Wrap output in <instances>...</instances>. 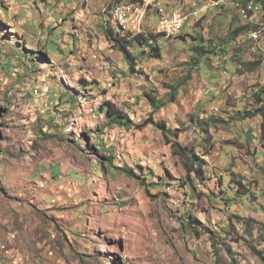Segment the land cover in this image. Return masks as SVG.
<instances>
[{"label":"rangeland","instance_id":"1","mask_svg":"<svg viewBox=\"0 0 264 264\" xmlns=\"http://www.w3.org/2000/svg\"><path fill=\"white\" fill-rule=\"evenodd\" d=\"M221 1L199 3L205 9L197 27L192 21L185 29L187 40L161 39L162 60L139 56L142 63L131 72L132 58L107 36V9L116 0H0V264H264L251 248L264 252V121L241 120L261 107L256 95L264 89V65L250 74L240 63L256 59L262 40L224 45L232 52L224 66L213 57V68L212 55L201 65L193 59V48L222 45L230 35L236 10L223 12L214 4ZM144 2L126 4L147 9L145 22L157 11L149 18L153 28L161 23L159 10L191 5ZM113 20L118 32L142 33L135 21L125 31ZM252 36H264V27ZM239 49L243 58L235 56ZM17 54L31 56L23 70ZM83 80L92 84L85 87ZM211 90L218 91L216 99H207ZM146 93L166 106L157 111ZM105 100L126 110L134 126H107L96 110ZM152 118L166 122L167 130L147 124ZM100 135L104 149L97 147ZM176 142L191 157L195 152L209 161L191 212L224 231L226 246L218 255L208 236L185 229L181 217L192 189L182 187L187 172ZM130 167L135 178L120 172ZM233 175L253 189L255 200L227 206L229 186L220 181ZM160 177L175 188L150 186Z\"/></svg>","mask_w":264,"mask_h":264},{"label":"trees","instance_id":"2","mask_svg":"<svg viewBox=\"0 0 264 264\" xmlns=\"http://www.w3.org/2000/svg\"><path fill=\"white\" fill-rule=\"evenodd\" d=\"M42 1L47 2V0H42ZM130 2L131 3H139L140 5L145 4L144 0H116L115 4L113 6L111 5L110 7H108V9H107L108 13L107 14L111 18V23L108 24L107 36H108L109 41L114 42L116 49H118L119 51H122V52L125 51L127 53L128 60H130V58H132V60L130 61L129 70L131 72H136L139 64L142 63V60L140 61L139 56H141V59H142V57H144L147 60H149V59L150 60L151 59L162 60V58H163L162 49L163 48L160 46V40L161 39H167V40L181 39V40L186 41L189 34L186 33L185 29L188 27L189 24H187L185 26V28L182 30V32L180 34L175 35V36L167 37L166 34H164V33L157 34L155 32V29L153 28L152 21L149 20L150 16L157 15V11H155V12H149L148 13L143 33L136 34V35H133L131 33L123 34L120 31L119 32L116 31V29L114 27L115 22L113 20V17L115 20H116V17L113 15V13L111 11L115 7L121 5L122 3H130ZM247 2H250V0H235V3L227 2L226 4L222 5L223 12L227 8V6L231 7L232 10H234V9L236 10V12H235L236 17L234 18L235 21L234 22L232 21V23L230 24V27H229L230 28V35H229V37H226L222 40L223 41L222 45H219L220 44L219 42L210 41L211 46L208 47L209 49H207L206 47L201 46V45L193 48V51L196 53V57L193 58L195 60V64L201 65V61L203 60V56L206 54V56L212 55L211 57H208V58H209V62L213 68H214L215 63H217V61L212 59L213 57H220V60L222 59L220 62H222L221 64H223L222 66H224L225 62L229 60V58L231 57V54H232V52L230 54H229V52H227L224 45H226L227 43H229L231 45H233V44L244 45V44H248V43L249 44L250 43L255 44V43L261 41V40H256L254 37H252V34L263 31L264 15L259 16V19L262 21L261 23H263L262 26L259 23L252 22L249 19H247L241 12H239L240 6H246ZM251 2H254L255 8L260 6L264 10V0H252ZM185 10L188 12H194L197 10V8L191 4V5H187ZM250 15H252V14H250ZM236 18H238L239 20H236ZM194 20L195 19L191 20V22L192 21L194 22ZM193 26L197 27V24L195 23ZM198 26H200V25H198ZM200 28H203V25ZM204 32H205V30H204ZM201 42L202 43L204 42L203 35L201 37ZM257 48H258L257 50H254V54L256 56V59H254V61L249 60L248 62L242 63V61L239 59L240 63L247 67L248 73H250V74L259 71L262 68V66L264 65V42L262 41L261 44H258ZM40 55H43V54H38V56H40ZM243 55L244 54L242 53V51L240 49L237 50V52H235L236 58H239V57L243 58ZM17 57L18 58L20 57V61L22 62V65L20 66L21 70L25 69V66H26L25 60H26V58H31V56H29L28 54H17ZM35 58L37 59V56ZM224 71H227V69L223 68L222 73ZM82 82H83L85 87H88L92 84L86 80H83ZM95 84H98V82H96ZM178 90H179V88L175 87V90L171 95V98L169 101L172 104L177 102ZM103 92H104V94L107 93V91H103ZM217 92L218 91H213V90H211L209 93L205 92L207 99H209L211 97L217 98V96H218ZM146 96L157 111L164 108L167 104V103H164L163 101L157 100V98L152 94L146 93ZM256 98H257V103L260 104L261 107H259L258 109L254 110V111L248 110V111L242 113V119L241 120L246 121L248 119H251V118L255 119V118L261 116V118H263L262 120L264 121V89L260 90V93H258L256 95ZM73 99H74V102L77 100L75 98H73ZM211 103H214V102H211ZM214 105L215 104H213V108L216 107ZM96 110L98 111L97 112L98 114H100L104 117V119L106 121V125L109 127L116 126V127H121L124 129L125 128L131 129V127L134 126V120L132 119L131 115L126 110L119 108L117 105H115L113 102H111L109 100H105L102 103V105ZM218 112H219V110L214 109V113L218 114ZM147 124H154L158 128H161L163 130H167V127H166L167 123L166 122L165 123H156L153 118L150 119L149 121H147ZM207 126H209V124ZM142 127H144V125L140 126V128H142ZM202 128L205 131L208 130V127L205 128V126H202ZM101 132H104V130ZM174 135H175L176 139H179V137H180L179 132L174 133ZM255 136L259 137V135H257V134ZM97 139H98V144L100 145V146L97 145V147L100 149L103 148L105 146L103 136L100 135V136H98ZM260 139L264 140V123L261 124ZM173 147L175 148V153L183 159L185 170L187 172V179H186V181L182 182V184H183L182 187L187 189V187L190 186L192 189V192H191L190 197H189L190 200L185 202V204L189 203L190 208H188V210H186V212L182 214V215H184V217H181L184 220L185 229H186V231H188V229H191V231L194 232L195 236L197 235L198 237L201 235L208 236L211 240L210 242L212 243L213 247L216 250V254L218 255L220 253V251L223 250L224 246H226V243H225L226 239H224L225 237L223 236L224 231H222V229L220 230V228L217 229L216 223H214L215 229H213L210 225L202 223V221H200L191 212V210H192L191 207L195 206L194 205L195 201L201 199L200 193L198 194V192L201 191L199 189V185H201L202 187H203V185L205 186V181H206V177H207V167L209 168V161H207L204 158L205 156L201 157L200 155H198L195 152H194L195 156L191 157L188 153L189 149L184 150L179 145V143H177V142L175 144H173ZM111 153H112V151H111ZM112 156H113V153H112ZM109 161H110V165L113 166V162H112L113 160L109 159ZM138 168L142 169L140 166ZM108 170H109V168H108ZM120 172L127 174L130 178H135L137 176L136 168H132V167H130L129 169H120ZM167 175L171 180H175V177L173 176V174L170 171L167 172ZM144 180H147V177L144 178ZM163 180H164V178L160 177L161 183H157V182H156V184L152 183L150 186H159L162 184H166L165 187H174V185L171 183L172 181L170 182V181L164 180L165 181L164 182ZM198 181H200V182L198 183ZM220 182H221L220 185H222V186L223 185L229 186L230 193H226L228 196V199H223L225 201V203L227 204V206L230 207L231 206L230 204H232L233 202H236V201H237V203H239V202L245 203L247 201V198L250 200H252V199L255 200V198H251V196H255L253 189L251 187H249L248 185H245L243 183L244 182L243 179L242 180L236 179V177L233 175L230 178V181H228V182L227 181H225V182L220 181ZM165 187H164V190H165ZM166 193H163V195L167 196ZM179 213L181 214L180 210H179ZM180 214L178 215L179 217H180ZM235 217L240 222H242V220H246V217L243 215H235ZM251 248H252L254 254L259 256L264 261V252L261 250H258L256 247H251ZM234 262L236 264L238 263V261H236V260Z\"/></svg>","mask_w":264,"mask_h":264},{"label":"built area","instance_id":"3","mask_svg":"<svg viewBox=\"0 0 264 264\" xmlns=\"http://www.w3.org/2000/svg\"><path fill=\"white\" fill-rule=\"evenodd\" d=\"M202 1L210 0H191V4L197 8L194 12H188L183 9L182 12H171V7H165L163 10H159V16L161 17V23L155 29V32L164 33L167 37L178 35L182 32L187 24L191 23V20L195 19V23L201 20L202 11L205 7H199V3ZM228 1H221V3H214L217 6L226 4ZM239 12H241L247 19L253 22V19H259L260 15L263 14V9L259 7H254V3H248L246 6H240ZM125 18L130 14V9H126L123 12ZM252 14V15H250ZM261 21V20H260ZM264 27V25H263ZM140 30H144V27H140ZM256 40H262L264 42V36H252ZM45 87H40V92L42 95L45 93ZM218 108V107H217ZM218 110V109H217Z\"/></svg>","mask_w":264,"mask_h":264},{"label":"bare ground","instance_id":"4","mask_svg":"<svg viewBox=\"0 0 264 264\" xmlns=\"http://www.w3.org/2000/svg\"><path fill=\"white\" fill-rule=\"evenodd\" d=\"M140 8V7H139ZM126 9H130V14L125 18V15L123 12H126ZM147 9H138L136 11H132L131 5L122 3L121 5L115 7L113 9V15L116 17V21L122 26V28L125 31H128L126 28H130L133 25V22L135 21L134 26L136 28L144 27L145 26V17L147 14ZM183 10L179 9L177 12H182ZM143 33V30H141ZM217 110V107L214 108Z\"/></svg>","mask_w":264,"mask_h":264}]
</instances>
